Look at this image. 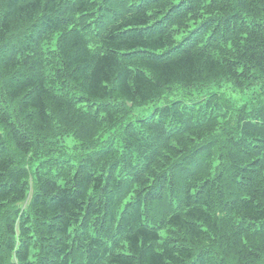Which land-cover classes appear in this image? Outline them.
I'll return each instance as SVG.
<instances>
[{
    "label": "trees",
    "instance_id": "1",
    "mask_svg": "<svg viewBox=\"0 0 264 264\" xmlns=\"http://www.w3.org/2000/svg\"><path fill=\"white\" fill-rule=\"evenodd\" d=\"M0 264H264V0H0Z\"/></svg>",
    "mask_w": 264,
    "mask_h": 264
},
{
    "label": "rangeland",
    "instance_id": "2",
    "mask_svg": "<svg viewBox=\"0 0 264 264\" xmlns=\"http://www.w3.org/2000/svg\"><path fill=\"white\" fill-rule=\"evenodd\" d=\"M192 96V93H186V91H183V90H180V89H177L173 92V94L171 95L170 97V100L171 99H179V100H186L187 98H191ZM250 100V98H249ZM163 102L159 103L160 105L162 104ZM154 111V106L149 104L148 106L146 107H142V108H137L134 113H133V116L134 117H138V116H148L149 114H152ZM131 119H135V118H131ZM70 142V141H69Z\"/></svg>",
    "mask_w": 264,
    "mask_h": 264
},
{
    "label": "bare ground",
    "instance_id": "3",
    "mask_svg": "<svg viewBox=\"0 0 264 264\" xmlns=\"http://www.w3.org/2000/svg\"><path fill=\"white\" fill-rule=\"evenodd\" d=\"M256 225V224H255Z\"/></svg>",
    "mask_w": 264,
    "mask_h": 264
}]
</instances>
